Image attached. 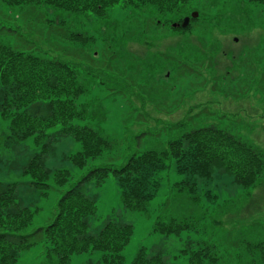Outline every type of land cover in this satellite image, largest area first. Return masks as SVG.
Instances as JSON below:
<instances>
[{
  "label": "rangeland",
  "instance_id": "rangeland-1",
  "mask_svg": "<svg viewBox=\"0 0 264 264\" xmlns=\"http://www.w3.org/2000/svg\"><path fill=\"white\" fill-rule=\"evenodd\" d=\"M245 5L239 0H197L189 15L200 18L193 30L184 33L157 27L153 19L132 17L130 9L120 5L112 8L103 23H85L86 31L95 29L98 39L85 47L86 52L102 60L92 76L79 78L88 87L84 101L89 108V118L80 123L99 129L113 147L81 169L64 158L79 144L71 136H61L46 155L45 165L69 170L70 178L63 186L50 178L48 188H36L22 169L40 147L32 138L6 147L2 141L7 122L0 118V183L16 182L20 203L39 208L24 233L49 224L61 194L91 167H118L133 152L162 149L193 128L210 123L226 127L264 155V7ZM30 8L0 2V28L15 30L1 33L0 39L18 49L34 47L64 61L84 63V52L76 48L81 44L55 33L71 20L67 12L45 5ZM53 18L63 24L45 21ZM79 27L75 28L84 31V22ZM161 176L158 193L138 211L123 206L114 173L101 183L87 182L84 193L96 202L88 232H98L109 220L131 224L133 233L122 252L123 264H131L140 248L160 253L169 264H189L181 250L197 240L215 243L224 255L223 264H264L256 254L253 260H257L252 261L242 241L264 239V173L251 188L236 184L226 173L197 179V202L187 192L175 190L174 182L183 176L173 168ZM164 215L191 216L195 229L179 235L154 232L156 220L165 219ZM44 250L41 242L36 243L20 253L17 264H49ZM101 257L99 250L82 252L64 264H102Z\"/></svg>",
  "mask_w": 264,
  "mask_h": 264
},
{
  "label": "trees",
  "instance_id": "trees-1",
  "mask_svg": "<svg viewBox=\"0 0 264 264\" xmlns=\"http://www.w3.org/2000/svg\"><path fill=\"white\" fill-rule=\"evenodd\" d=\"M196 1L0 0L13 7L31 6L30 9L35 10L38 6L45 5L66 11L71 19L68 22L72 21V25L69 26L68 23L60 31L55 30V33L71 43L81 44L76 47L77 51L84 52V63L64 61L40 53L34 47L29 50L18 49L0 39V118L7 122L8 127V130L3 131L5 139L2 143L9 147L32 138L40 147L22 169L23 175L30 179L29 183L33 187L48 188L50 178L58 186L68 182L71 175L69 170H51L45 165L46 155L54 149L61 136H71L79 144L76 151L64 158L81 169L89 162L101 158L113 147L112 140L99 129L89 123H80L89 118V108L84 101L88 87L79 78L81 75L84 78L92 76L93 69L99 68L96 63L102 60L98 56H95L97 59L92 57V51L86 52L85 47L90 42L96 43L98 39L94 34L95 29L90 31L92 33L86 31L85 23L87 22L86 26L103 23L112 8L120 5L124 9H130L132 17H144L149 21L153 19V24L157 27L168 26L181 33L190 32L200 18L199 15H189ZM239 2L245 8L248 7L245 4L261 9L264 7V0ZM188 15L189 23L183 28L181 23ZM45 21L63 24L57 18ZM82 22L84 31L77 29ZM5 30L0 28V34L15 32L11 28ZM121 39L122 36L119 35L118 42ZM101 41H108V38ZM170 168L183 176L174 182L175 190L178 193L187 192L197 202L200 197L196 180H209L214 173H226L236 184L245 188L257 186L264 173V155L260 149L226 127L210 123L193 128L169 140L162 149L133 152L118 167H91L80 180L61 194L53 220L29 233L24 231L39 208L20 203L16 182H2L0 264H17L21 252L40 242L45 247V259L49 264H64L74 254L93 250L102 252V264H123L122 252L131 239L132 225L109 220L98 232L89 233V218L96 212V202L84 193L83 186L91 180L101 183L112 172L121 190L123 206L136 211L144 210L160 189L162 172ZM205 195L211 198L210 192ZM184 215H164L165 219L158 218L153 231L179 235L195 229L193 217ZM242 241L245 250L250 252L252 261L257 260H253V255L256 254L264 263V239ZM181 253L187 256L189 264H223L225 260L216 244L208 240L190 241ZM240 257L238 255V260ZM131 264L169 263L160 253L140 248Z\"/></svg>",
  "mask_w": 264,
  "mask_h": 264
},
{
  "label": "water",
  "instance_id": "water-1",
  "mask_svg": "<svg viewBox=\"0 0 264 264\" xmlns=\"http://www.w3.org/2000/svg\"><path fill=\"white\" fill-rule=\"evenodd\" d=\"M196 16H197V14H194L193 17H196ZM189 20H190V17H189V16L184 17V18H183V21H182V23H181V26H182L183 28H185V27L188 25Z\"/></svg>",
  "mask_w": 264,
  "mask_h": 264
}]
</instances>
